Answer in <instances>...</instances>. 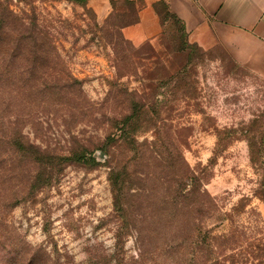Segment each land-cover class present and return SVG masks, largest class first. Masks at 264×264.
Returning <instances> with one entry per match:
<instances>
[{"label": "rangeland", "instance_id": "obj_1", "mask_svg": "<svg viewBox=\"0 0 264 264\" xmlns=\"http://www.w3.org/2000/svg\"><path fill=\"white\" fill-rule=\"evenodd\" d=\"M0 3L56 50L38 80L0 85V264H264V79L169 16L134 44L140 2ZM131 107L133 141L104 151ZM15 128L48 153L43 167L13 146ZM82 148L96 167L61 159Z\"/></svg>", "mask_w": 264, "mask_h": 264}, {"label": "crops", "instance_id": "obj_2", "mask_svg": "<svg viewBox=\"0 0 264 264\" xmlns=\"http://www.w3.org/2000/svg\"><path fill=\"white\" fill-rule=\"evenodd\" d=\"M139 22L126 28L136 45L164 32L155 5L164 2L184 24L191 42L221 46L236 65L264 79V0H144ZM264 215V205L260 207Z\"/></svg>", "mask_w": 264, "mask_h": 264}, {"label": "trees", "instance_id": "obj_3", "mask_svg": "<svg viewBox=\"0 0 264 264\" xmlns=\"http://www.w3.org/2000/svg\"><path fill=\"white\" fill-rule=\"evenodd\" d=\"M87 1V0H84ZM129 4L135 5L137 2H140L142 7L145 5L144 0H126ZM163 8L162 10L160 8ZM141 10V9H140ZM155 10L159 14L162 25L164 26V32L166 29L167 22L165 21V17L169 16L174 21H177L182 29L184 30L186 37L187 31L182 23V21L173 13H171L169 6L160 2L155 5ZM139 22V14L138 20L129 25H136ZM163 32V33H164ZM38 29L35 25L27 23L21 18L17 17L9 7H2L0 3V85L4 86L7 82H12L13 80L21 81L23 78L27 80H38L36 77L39 74L40 69H45L48 64V60L51 58L52 54L56 51L52 44H49L45 40L39 37ZM35 60L37 64H30V70L27 68L21 69L20 67H14L17 62L25 61V59ZM37 60L39 62L37 63ZM47 62V64H46ZM40 65V68H39ZM75 84L79 83L76 80ZM75 85H67L64 88L71 89L74 88ZM7 90H9L7 88ZM14 91V90H11ZM43 92V91H42ZM11 93V92H10ZM138 122V118H135V114H133V108L131 107V113L123 116L121 119H115L112 122V129L115 131L110 134L107 138V143L102 146L104 151L110 147L115 146L118 143L119 139L123 141L132 142L133 136L130 134L131 129L136 126ZM7 130L8 128L5 126L4 121L0 120V139L7 138ZM16 130V128H15ZM18 137H17V136ZM14 139L13 146L17 151L23 152V155L28 153H36V163L38 165L44 166L43 156L48 155V153L40 151V149L30 143V141H26L27 138H24L21 133H18L16 130V134L12 136ZM25 139V140H24ZM2 140V139H1ZM49 156V155H48ZM56 158V157H55ZM2 159V158H1ZM61 159L64 161H68L76 164H84L90 167H96L98 164L96 159L93 156V151L88 148H82L80 151H74L69 156H63ZM1 162V161H0ZM118 175L117 173L113 174L112 178V188L115 196V208L116 212L119 214L121 219L126 221L125 207L123 206V202L121 200V195L119 194L120 189L118 188ZM185 180L190 182V185H193L195 181H197V177L195 175H188ZM202 205L203 207H207L211 209L214 207L215 203L210 194L207 192L202 193ZM201 224L204 222L200 221ZM119 232V238H122L125 235V230ZM124 231V233H122ZM209 238V237H208ZM203 244L207 245L208 241L203 240ZM208 246V245H207ZM202 252L207 253V247L202 248Z\"/></svg>", "mask_w": 264, "mask_h": 264}]
</instances>
